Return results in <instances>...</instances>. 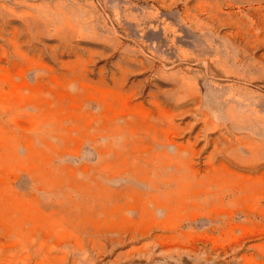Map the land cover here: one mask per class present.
Wrapping results in <instances>:
<instances>
[{
  "label": "rangeland",
  "instance_id": "1",
  "mask_svg": "<svg viewBox=\"0 0 264 264\" xmlns=\"http://www.w3.org/2000/svg\"><path fill=\"white\" fill-rule=\"evenodd\" d=\"M0 264H264V0H0Z\"/></svg>",
  "mask_w": 264,
  "mask_h": 264
}]
</instances>
